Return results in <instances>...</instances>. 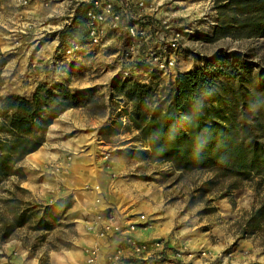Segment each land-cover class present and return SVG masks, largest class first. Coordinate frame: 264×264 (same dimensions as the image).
<instances>
[{
    "label": "trees",
    "instance_id": "1",
    "mask_svg": "<svg viewBox=\"0 0 264 264\" xmlns=\"http://www.w3.org/2000/svg\"><path fill=\"white\" fill-rule=\"evenodd\" d=\"M202 1L210 4L214 25L211 35L198 40L215 44L264 38V0ZM73 25L63 35L81 31L83 22ZM5 63L0 52V85ZM109 87L110 103H122L121 113L128 117L124 132L137 131L130 141L146 146L120 151L123 157L166 164L180 179L210 173L205 183L219 186V199L244 183L264 187V66L250 56L218 49L203 67L178 73L168 84L152 74L147 83L117 78ZM92 105L89 90L59 82L38 83L28 98L0 96V249L11 241L44 254L70 247L76 234L67 214L73 199L41 201L22 187V166L60 115L72 109L98 115ZM195 191L203 196L207 190L201 186ZM239 231L244 238L264 233V201L241 218Z\"/></svg>",
    "mask_w": 264,
    "mask_h": 264
},
{
    "label": "rangeland",
    "instance_id": "2",
    "mask_svg": "<svg viewBox=\"0 0 264 264\" xmlns=\"http://www.w3.org/2000/svg\"><path fill=\"white\" fill-rule=\"evenodd\" d=\"M155 1L162 4V9L167 16H172L190 30L189 34L184 35L185 44L181 49L184 57L179 58L177 74L203 67L206 60L218 49L226 48L243 52L250 56L254 64L264 66V38L242 42L221 40L215 44L198 40L201 35H211L214 25L213 12L208 2L202 0ZM21 9L16 0H0V52L6 58L1 72L0 96L16 94L28 98L40 82H59L70 89L78 90L77 87L85 83L102 80V87L98 88L97 82V86L89 95L92 107L98 113H102L103 84L119 78L118 52L123 37L118 38L116 44H110L107 40L101 49L83 47L76 51L73 58L66 59L62 54H57L58 38L54 40L57 43H52V37L49 40L46 38L50 34L42 38L40 34L36 35L38 25H34L33 33L23 39L26 24L19 18ZM60 35L64 37L62 32ZM37 36L40 38L39 43L33 42L32 48L25 49L23 43L36 40ZM55 44L57 45L53 46ZM160 80L165 84L169 83L164 79ZM105 94L109 97V86ZM117 102L115 99L112 103L109 101L110 112L121 114L122 103ZM117 108L120 109L117 110ZM65 118L74 122L71 116H63L60 122H66L63 120ZM121 128L120 123H115L114 132L119 133ZM76 129L78 131V128ZM83 150L84 148L80 151ZM75 155L76 152H68L65 156L73 158ZM124 158L128 161L142 162L138 166L134 163L130 164V171L153 180V184L162 193L163 201L159 211L148 215V220L157 222L155 228L157 236L166 237L168 244H171V240L184 243L191 252L197 253L194 259H202L209 264H220L229 254L231 256L228 257L227 264L264 263V233L244 238L240 237L239 231L241 218L264 201V187L254 189L250 183H244L240 188L232 190L228 197L219 199L217 198L219 192L216 191L219 186L213 187L205 183L211 177L210 173L201 175L191 173L180 179L178 173L170 174L166 164L140 161V158L131 155ZM201 186L202 189L207 190L203 196L195 191ZM209 200L211 201L207 203ZM71 221L75 224L76 234L72 237L68 249L51 251L47 254L42 251L35 253L24 250L18 241H11L0 249V264H79V256L70 251L73 249L80 251L79 241L83 231L78 221L74 218H71ZM170 248L172 252L175 250L173 253L176 252L175 245H171ZM202 251L209 254L211 259L199 257V252ZM171 255L172 253H168L165 256L170 259Z\"/></svg>",
    "mask_w": 264,
    "mask_h": 264
},
{
    "label": "crops",
    "instance_id": "3",
    "mask_svg": "<svg viewBox=\"0 0 264 264\" xmlns=\"http://www.w3.org/2000/svg\"><path fill=\"white\" fill-rule=\"evenodd\" d=\"M31 8L32 10L28 14L21 10L19 12V18L26 24L23 39L33 33L34 25H38L36 35L40 34V38L50 34L46 38L49 40L52 37V43H57L54 41L57 38L61 41L63 36L60 35V29L65 25L64 12L55 13L54 8H42L35 1L32 2ZM35 38L36 40L23 43L25 49L32 48L33 42L38 41L37 43H39V36ZM117 39L118 37L115 36L108 38L110 44H116ZM57 54H59L58 51ZM182 54L183 52L180 53V58L184 57ZM97 82L98 88H101L102 80L88 82L77 88L89 90L90 95L92 89L97 86ZM109 85L110 82L103 84L102 113L90 115L83 109L64 112L49 127L42 146L36 152L28 155L22 166L25 174L22 187L41 201L50 203L58 198L71 197L73 199V207L67 214L78 221L83 231L79 241L81 252V255H78L79 264H85L83 250L87 246L98 245L100 254L98 262L95 264H103L115 253L118 245L117 238L96 240L83 230L81 223L84 219L90 218L89 210L93 207V194L84 190V187L99 186L103 195L102 207L113 209L120 216L122 225L137 222V214H144L148 217V215L157 213L163 201L162 193L153 184V180L143 178L136 172L130 171V164L134 163L135 166H138L142 162L128 161L120 153L125 149H146V146L141 142L130 141L132 137L138 135L137 131L124 132L123 126L129 123L127 116H124L123 113L110 112L108 95L105 94ZM63 116H71L74 122L65 118L63 120L66 122L61 123ZM124 117L125 120H123ZM115 123L122 124L119 133L114 132ZM82 148L84 150L80 151ZM68 152H76V155L73 158L65 156ZM58 162L64 168L59 173L52 170V166ZM156 225L157 222H152V219L148 220L145 226H140L134 233V237L138 241L150 245L154 241L164 240L167 244L164 252L166 256L172 252L169 250L172 249L171 245H175V249L181 247L177 245H185L173 240H171V244H168L166 237L162 238L155 233ZM181 259L182 263L187 264H209L205 260L189 259L185 255Z\"/></svg>",
    "mask_w": 264,
    "mask_h": 264
},
{
    "label": "built area",
    "instance_id": "4",
    "mask_svg": "<svg viewBox=\"0 0 264 264\" xmlns=\"http://www.w3.org/2000/svg\"><path fill=\"white\" fill-rule=\"evenodd\" d=\"M35 1L42 8H54L55 13L64 12L65 25L60 32L73 29L74 22L82 21V29L71 35L66 33L57 51L73 58L83 47L101 49L110 36L123 37L119 49V79L121 81L148 82L155 74L160 79L172 82L177 74L176 68L184 46V35L190 30L172 16H167L162 4L155 0H16L21 11L27 14ZM65 9V10H64ZM120 46V43H119ZM126 118L124 117L123 120ZM69 159V158H67ZM54 172L64 170L60 162L52 166ZM93 194V207L90 218L82 221L83 230L96 240L117 238V247L103 264H187L181 257L194 258L197 253L182 245L176 249L172 258L165 256L164 240L151 245L140 242L134 233L140 226L148 223V217L137 214L138 221L122 225L120 216L113 209L102 207L103 195L99 186L84 187ZM100 250L97 244L83 250L85 264L98 262ZM228 256L220 264L228 263ZM199 257L211 259L204 251ZM181 261V262H179Z\"/></svg>",
    "mask_w": 264,
    "mask_h": 264
},
{
    "label": "bare ground",
    "instance_id": "5",
    "mask_svg": "<svg viewBox=\"0 0 264 264\" xmlns=\"http://www.w3.org/2000/svg\"><path fill=\"white\" fill-rule=\"evenodd\" d=\"M30 90H32V88ZM70 252H73V254H76V255H80L81 254V252L78 249H73Z\"/></svg>",
    "mask_w": 264,
    "mask_h": 264
}]
</instances>
